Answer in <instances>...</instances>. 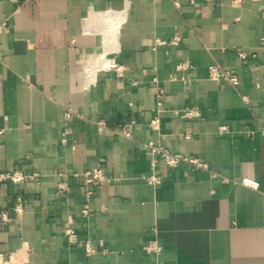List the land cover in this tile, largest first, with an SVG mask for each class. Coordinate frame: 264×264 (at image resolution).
Wrapping results in <instances>:
<instances>
[{
    "label": "crops",
    "instance_id": "0c3cea01",
    "mask_svg": "<svg viewBox=\"0 0 264 264\" xmlns=\"http://www.w3.org/2000/svg\"><path fill=\"white\" fill-rule=\"evenodd\" d=\"M0 25V175L38 174L0 180V264H264V0H0ZM149 141L205 166L150 184Z\"/></svg>",
    "mask_w": 264,
    "mask_h": 264
},
{
    "label": "built area",
    "instance_id": "2783aa9c",
    "mask_svg": "<svg viewBox=\"0 0 264 264\" xmlns=\"http://www.w3.org/2000/svg\"><path fill=\"white\" fill-rule=\"evenodd\" d=\"M254 1H259V0H254ZM6 28H7L6 25H0V33H2ZM258 41L260 44V48L264 47V34H262L259 37ZM178 42H179L178 37H175L171 41V43H173V44H177ZM240 56L243 58H246L247 55H246V53L241 52ZM190 67H191V64L189 62H184V63L178 64L176 66V69L178 72H180V71L182 72V71L187 70ZM208 73H209V78L212 80L224 81V82H227L233 86H237L239 84L238 76H236L232 72L224 69L220 64L210 65L208 68ZM179 75L173 74L170 77H171V79H177L179 77ZM181 78L183 79V76H181ZM160 103L161 102H159V104ZM184 115L192 116L195 114L192 111H187V112H185ZM196 115H198V114L196 113ZM70 117H71V111L69 110L66 112L65 118L68 119ZM155 122H154V125H155ZM134 123H135V121H131L130 124L132 125ZM99 126H100V128H103L105 126V123L100 122ZM67 129H68V123H65L64 129L62 132V142L63 143L66 142ZM224 129L225 128H222V130H224ZM123 134L128 136V137H130V135H131V133L129 131H123ZM147 147L149 148V151L152 155V158H151V174L145 175L143 178H145V180L148 183L153 184V185H158L161 182V180L158 176V173H157V164H158V159L160 157H162L165 160L166 164L170 167L177 166L181 161H188V162L193 163L199 167L205 166V164L198 159H189L181 153H173V152L169 151L168 149H166L165 147L154 143L153 141H149L147 143ZM82 175L85 178V184H86L85 202L83 205L82 212H83L84 216H87L89 211H90V202H91V197L93 195L94 187L99 185L100 182H102V181L110 182L112 179L107 176L106 171L103 167H94V168L87 169L86 171H84L82 173ZM37 176H38V174H35V173L32 175H29V174L24 173L23 171L17 170V171H11L8 173L1 174L0 180H10L14 183H22V182H25L29 179L37 178ZM245 182L248 184L256 185V183L254 184V182H251L248 179H245ZM65 234H66L68 241L70 243H75L78 241V235L76 234L75 230L72 229L71 227L66 229ZM145 249L149 252H154L157 254L162 252V246L159 245L155 241L147 244L145 246Z\"/></svg>",
    "mask_w": 264,
    "mask_h": 264
},
{
    "label": "bare ground",
    "instance_id": "6f19581e",
    "mask_svg": "<svg viewBox=\"0 0 264 264\" xmlns=\"http://www.w3.org/2000/svg\"><path fill=\"white\" fill-rule=\"evenodd\" d=\"M106 16H107V15H106ZM106 16H105V17H106ZM114 17H115V14H114ZM120 17H121V16L118 17V15H117V17H116L115 20H117V18H120ZM103 18H104V17H103ZM106 18H107V17H106ZM107 20H108V19H107ZM110 20H111V18H110ZM113 21H114V20H113ZM113 21H112V22H113ZM118 21L120 22V19H119ZM118 21H116L115 24H117ZM112 22H111V23H112ZM119 22H118V24H119ZM115 24L113 23V25H115ZM101 26H102V25H101ZM113 40H114V39H113ZM111 42H112V40H111ZM111 42H110V43H111ZM114 43H115V40H114ZM109 45H110V44H109ZM113 45H115V44L112 43V47H111V48H114ZM115 46H116V45H115ZM106 47L108 48V45H107ZM109 47H110V46H109ZM111 53H112V52H111ZM97 55H98V54H97ZM97 55H96V56H97ZM105 55H106V53H105ZM107 55H108V54H107ZM101 59H103V58H102V55L99 56V57H97V58L94 60V62L92 63V65L89 67V71H90V70L93 71L94 69H96V67H99L100 64H101V66H102L103 69L106 68V67H109V66H110V63H109L110 61H109V62L104 61V63H103L102 61H103L104 59H103V60H101ZM101 62H102V63H101ZM99 68L101 69V67H99ZM99 72H100V70L98 71V73H99ZM92 76H93V75H92ZM93 77H95V76H93ZM89 78H90V77H88V79H89Z\"/></svg>",
    "mask_w": 264,
    "mask_h": 264
}]
</instances>
